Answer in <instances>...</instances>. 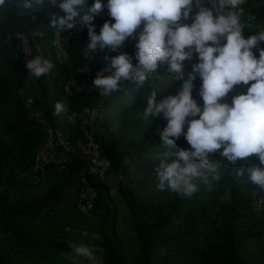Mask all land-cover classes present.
Listing matches in <instances>:
<instances>
[{
  "label": "trees",
  "instance_id": "trees-1",
  "mask_svg": "<svg viewBox=\"0 0 264 264\" xmlns=\"http://www.w3.org/2000/svg\"><path fill=\"white\" fill-rule=\"evenodd\" d=\"M102 2L106 4L107 0ZM20 4L22 0H13L12 7L0 9V264L14 261L76 264L56 252L69 230L85 217H92L93 222L100 220L103 264H128L129 261L124 239L115 223L109 220L112 215L101 196L107 189H103L104 184L99 187L93 215L78 211L84 165L81 159L64 169L47 165L40 178L33 171L36 153L43 144L44 127L28 114L27 97L22 90L29 74L20 57L19 39L15 34L34 30L42 31L44 36L34 43L32 56L37 55L35 49L39 45L45 58L54 64L48 76L34 80L42 91L52 92L55 102H66L69 111L77 114L74 125L63 115L72 140L84 139L79 122L81 109L102 102L100 121L104 132L100 143L103 154L112 160L114 169L122 176L120 190L140 238V257L136 264H264V210L258 212L252 208L253 192L256 189L264 192V189L250 181L249 165L239 163L234 167L222 162L221 179L212 181L211 186L200 183L199 191L191 198L158 190L155 167L164 154L190 148L183 136L171 147L161 144L157 130H162L166 121L159 116L150 122L142 119L150 87L165 88L163 84L167 82L162 84V80L150 79V83L136 91L134 86L125 85V91L107 98L96 90L66 92L64 84L89 61L82 54L89 40L87 27L64 32L70 59L60 62L52 46L55 29L49 26L51 15L59 11L58 7L45 0L42 10L25 14ZM242 7L245 18H252V25L264 28V0H247ZM105 21L114 23L107 8L93 21L97 34ZM253 29L259 31L257 27H245L244 38L253 35ZM135 45L136 40L129 38L120 51L134 57ZM253 52L259 56L258 49ZM113 55L116 53L107 50L106 57L111 59ZM136 62L133 59V64ZM196 62L194 54L192 61H185L186 70L190 71ZM201 83L199 78L194 81L193 97L202 106L198 95ZM180 84L178 80L169 83L163 93L157 94V99L176 94ZM250 84L236 86L224 99L231 103L232 97L246 93ZM214 158L220 159L219 152ZM249 159L259 164L255 155ZM238 170H243V175H236ZM257 243L261 245L255 251L253 245Z\"/></svg>",
  "mask_w": 264,
  "mask_h": 264
},
{
  "label": "clouds",
  "instance_id": "clouds-1",
  "mask_svg": "<svg viewBox=\"0 0 264 264\" xmlns=\"http://www.w3.org/2000/svg\"><path fill=\"white\" fill-rule=\"evenodd\" d=\"M246 2L107 0L105 4L102 0H50L59 9L51 15L49 25L57 34L87 27L89 40L82 51L86 59L92 60L95 53L106 49L116 53L93 80L100 96L107 98L125 91V85L134 86L136 91L150 83V78L167 77V87L172 80L181 82L176 94L159 100L157 94L166 88L150 87L142 113L145 121L158 116L166 121L162 130H157L161 144L171 147L183 136L190 145L164 154L155 167L158 190L191 198L200 183L211 186L212 181L221 179L224 161L234 167L248 164L250 181L264 189V28L245 18L242 6ZM12 6L13 0H0V9ZM44 6L45 0H22L19 5L25 14ZM105 8L114 23L105 21L97 34L93 21ZM189 20L191 23H187ZM245 27H257L259 31L244 38ZM129 38L136 40L134 57L120 51ZM253 49H258V57ZM35 50V56L28 53L32 58L25 66L28 74L38 79L48 76L54 64L45 58L39 45ZM194 54L197 62L188 71L185 61H192ZM162 66L165 71L160 75ZM198 78L202 81L198 91L202 106L193 97ZM249 82L246 93L233 96L231 103L224 99L236 86ZM27 103L31 105L32 98ZM61 114L75 124L77 114L69 111L66 102H55L52 115ZM217 152L219 160L214 158ZM253 155L259 164L250 161ZM236 175H243V170ZM72 254L94 258L93 251L83 244L72 247Z\"/></svg>",
  "mask_w": 264,
  "mask_h": 264
},
{
  "label": "built area",
  "instance_id": "built-area-1",
  "mask_svg": "<svg viewBox=\"0 0 264 264\" xmlns=\"http://www.w3.org/2000/svg\"><path fill=\"white\" fill-rule=\"evenodd\" d=\"M194 11L196 10L194 9ZM248 20L251 22L252 18L249 17ZM139 31L140 29L137 30V32ZM15 36L19 39L20 57L26 65V62L31 59L34 43L42 38L44 33L40 30L19 31L16 32ZM52 46L60 62L66 63L69 61V46L64 32L57 34L54 30ZM106 53L107 49L95 53L92 60H89L79 68L72 78L64 84L66 92L70 93L72 89L86 92L96 90L99 92L98 89L93 88V80L97 73L110 63V59L108 57L106 59ZM164 71L163 66L158 69L160 75H163ZM163 78L150 79L162 80ZM30 79L34 78L29 74L28 80ZM29 98L32 97H27L26 99L29 116L37 119L44 127L43 144L36 153L33 171L38 168L45 169L47 165H54L58 169H64L74 160L81 159L84 165L81 170L82 191L78 203V211L85 215H92L96 200L99 197V187L107 182L110 170L113 167L112 160L103 154L101 143L92 133V127L99 121L103 113L102 102L99 101L81 109L79 122L84 139L75 141L70 138L67 132L63 114L59 117H54L53 121L48 122L38 108L34 98H32L33 103L31 105L27 103ZM252 208L258 212L264 210V192L260 189H256L253 192Z\"/></svg>",
  "mask_w": 264,
  "mask_h": 264
},
{
  "label": "rangeland",
  "instance_id": "rangeland-1",
  "mask_svg": "<svg viewBox=\"0 0 264 264\" xmlns=\"http://www.w3.org/2000/svg\"><path fill=\"white\" fill-rule=\"evenodd\" d=\"M257 32L258 30L254 29L252 31L254 34ZM166 81L167 77H164L161 83L163 84V82ZM173 81L174 80L169 83L172 84ZM163 85L165 88L167 87V85ZM22 91L26 97H32L36 100L38 108L48 122L54 120V117L56 116H53L52 113L54 110L55 100L52 92L42 91L34 79L28 80ZM103 132L104 128H102L101 121L99 119V121H97V123L92 127V133L100 142ZM121 177V174L116 172L113 166L110 170L107 182L103 185V189H107L103 190L101 196L108 205L109 214L112 215L109 220L115 223L118 233L124 239L125 248L129 256L128 264H136L140 257V238L136 232L133 214L129 210L126 198L120 190ZM79 215V217H81V214ZM76 225L77 227L71 228L69 233L62 239L56 254L71 260L76 264H103L102 236L100 234L101 226L99 218L93 222L92 217H85L84 221H79ZM81 244L88 246L93 251L94 258L92 260L77 257L72 254V247L79 246ZM260 245L261 243L254 244V250L256 251ZM11 264L21 263L14 261Z\"/></svg>",
  "mask_w": 264,
  "mask_h": 264
},
{
  "label": "water",
  "instance_id": "water-1",
  "mask_svg": "<svg viewBox=\"0 0 264 264\" xmlns=\"http://www.w3.org/2000/svg\"><path fill=\"white\" fill-rule=\"evenodd\" d=\"M45 174V170L43 169V168H38L37 170H36V176L37 177H42L43 175Z\"/></svg>",
  "mask_w": 264,
  "mask_h": 264
}]
</instances>
